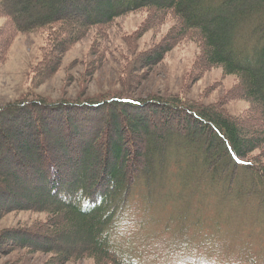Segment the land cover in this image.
I'll return each instance as SVG.
<instances>
[{"label": "trees", "instance_id": "16d2710c", "mask_svg": "<svg viewBox=\"0 0 264 264\" xmlns=\"http://www.w3.org/2000/svg\"><path fill=\"white\" fill-rule=\"evenodd\" d=\"M91 1L94 5L89 8ZM139 10L152 11L145 21L148 28L167 16L177 20L170 41L174 45L188 34L200 38L201 65L235 75L236 96L249 102L250 111H257L264 123V0H0V18L4 19L0 62L15 35L42 37L40 59L32 68L29 84L37 86L47 80L46 74L52 77L63 55L91 33L84 75L91 73L103 63L100 47L106 27L118 16ZM75 15L81 20H75ZM170 42L136 59L130 51L129 62L116 70L121 86L113 92L54 100L33 93L0 104V167L13 176L16 172L27 175L24 182L38 198L33 200L28 190L24 196L28 197L21 201L9 189L0 190V219L15 211L46 214L27 228H0V247L4 244L9 249L6 254L15 248L49 253L42 264H65L85 257L96 264H140L134 247L120 238L113 246L101 235L107 236L116 224L127 227L124 215L133 208L140 215L138 227L148 232L145 224L156 217L146 210L154 201L168 198L170 212L164 229L169 223H180L183 229L192 223V228L202 230L211 201L227 200L226 208L232 211L230 198L250 204L254 197L264 198V161L251 157L256 149H264V129L248 134L238 117L215 103L162 92L155 83L146 90L147 76L153 75L170 50ZM107 106L112 108L105 133L96 129L80 144L74 137L69 139L81 125L59 135V126L43 120L39 113L56 114L69 108L84 112L88 107L98 115ZM126 132L130 144L125 141ZM51 135L53 143L48 140ZM101 138L105 143L100 151L94 145ZM71 149L77 158L68 155ZM29 151L30 160H20ZM56 153L63 157L61 162L54 159ZM61 167L66 168L64 175ZM191 210L194 222L187 220ZM40 229L59 236L66 245L41 249L47 244L30 238L38 237ZM14 262L13 256L5 264Z\"/></svg>", "mask_w": 264, "mask_h": 264}, {"label": "rangeland", "instance_id": "374dc122", "mask_svg": "<svg viewBox=\"0 0 264 264\" xmlns=\"http://www.w3.org/2000/svg\"><path fill=\"white\" fill-rule=\"evenodd\" d=\"M93 5L94 2L91 1L89 8ZM89 10L91 11V9ZM150 12L152 11L139 10L125 13L118 16L106 27L104 38L101 40L102 47H100V50L103 51L101 57L103 63L96 70L84 75L85 61L89 59L87 58V52L92 41V34L89 33L63 55L61 65L52 77L46 74L47 80L37 86L29 87V84L31 83L32 68L40 59V49L43 44L42 37L36 34L15 35L9 44L5 58L0 62V104L19 99L24 94L29 97L36 93L54 100L77 98L83 94L94 96V93L115 91V89H118L117 85L121 86V80H117L119 77L117 71L129 62L130 51L134 53L136 59L138 54L152 50L154 47L165 43L167 39L170 42L172 36L175 35L174 25H178V22L172 16H167L164 21H158L151 28H148L145 21L149 18ZM77 16L75 15L74 19L80 21L81 18ZM3 21L4 19L0 18V25ZM167 33L169 34L167 35ZM168 42L165 45H169ZM173 43H171L172 46L164 55L163 60L155 66L153 75H146L148 77L145 81V83L148 82L145 84L146 90L152 83H155V87L162 92L174 93L185 99H193L206 104L215 103V105L224 108L233 116L238 117L245 129L244 132L248 134L264 129L260 114L257 111H250V103L236 96L239 86L235 75L224 74L219 67L201 65L203 44L200 38L188 34L186 38L179 39V42H176L175 45ZM111 108V106L102 108L101 113L96 112L98 115L94 113V109L91 111L88 107L84 112L79 108H69L56 114L54 112L39 113L43 114V120L59 126V135L62 134L61 132L66 133L68 127L76 129L78 125H81L83 128L79 129L81 127H78L77 133L73 134L72 132L71 134L69 131L71 137H65L64 135V138L69 139L70 137V141L74 137L80 144L82 143L81 139H86L87 135L96 129L101 133H105L104 129L108 128L106 116ZM38 117L41 116L37 115ZM124 137L125 141L130 144L131 138L128 132L124 133ZM53 139L54 135L48 138L50 143H53ZM104 143V138L98 139L94 147L101 151ZM15 148H18L17 141H15ZM96 149L94 150L96 151ZM46 152L49 153L48 150ZM67 153L70 157H75L74 155L77 152L71 149L67 150ZM255 156H260L259 158L264 161V149H256L251 154V157ZM169 157L172 158L171 155ZM30 158L29 151L20 160L27 162ZM54 159L61 162L63 157L60 153H56ZM61 170L64 175L66 168L61 167ZM0 173H2L0 174V190L9 189L8 191L19 195L17 196L19 200L26 194L31 193L33 200H38V198H34L36 194L29 187L30 184L24 182V177L29 179L27 175L20 176L16 172L13 176V173L2 167H0ZM238 181H242L240 176ZM253 181L255 182L254 179ZM4 196H6L5 201L8 192ZM229 200L230 204L233 205L232 211H228L226 208L227 200L210 202L211 207L209 209L212 210L205 211L207 216L204 218L205 222L202 230L195 228V226L192 228V223L185 229L180 223L176 225L169 223L167 228L164 229V221H166L167 214L170 212L169 203L166 204L168 198L164 199L163 197L161 200L154 201L151 204L153 206L146 202V206H151L146 212L152 213L156 219L145 224L148 228V232H145L146 228L138 227L137 224L140 215L135 212L138 210L133 208L127 212L124 215V220L129 222L128 226H131L132 230L122 238L123 242L134 247L135 253L139 254L140 264H147L162 246L181 242L194 246L206 243L216 245L222 252V259L229 261L230 264H235L237 260L244 261L246 264H264V198L255 199L254 197L255 201L252 204H250V201L235 202L233 198ZM240 203L242 204L240 205ZM30 206L27 205L26 207ZM236 206L238 208H235ZM230 212L232 215L229 214ZM189 214L187 220L194 222L196 215L193 216L192 210ZM45 218V213L28 210L15 211L14 215L0 219V228L4 226L27 228L31 223ZM62 226L67 227L66 224ZM190 229H196L197 231L189 232ZM36 232L43 237L41 238L39 235L38 237L30 236V238L41 245L47 244L41 249H47V246L59 249L61 246L66 245L59 236L53 235L51 232L44 229L36 230ZM4 246L2 244L0 247V264H3V261L5 264V261L13 256L15 262L11 264H42L50 256L49 253L32 252L22 248H15V252L6 254L9 249ZM65 264L96 263L90 257H85L68 261Z\"/></svg>", "mask_w": 264, "mask_h": 264}, {"label": "clouds", "instance_id": "9594fccd", "mask_svg": "<svg viewBox=\"0 0 264 264\" xmlns=\"http://www.w3.org/2000/svg\"><path fill=\"white\" fill-rule=\"evenodd\" d=\"M132 230L131 226L124 227L113 225L108 230V235L104 240L111 242L114 246L115 241L127 236ZM147 264H230L229 261L222 259L221 250L213 244L206 243L200 246H194L185 242L162 246L153 255ZM235 264H246L244 261L237 260Z\"/></svg>", "mask_w": 264, "mask_h": 264}, {"label": "snow or ice", "instance_id": "6c2138e0", "mask_svg": "<svg viewBox=\"0 0 264 264\" xmlns=\"http://www.w3.org/2000/svg\"><path fill=\"white\" fill-rule=\"evenodd\" d=\"M236 162H237L238 164H239V163H242V162H241L240 160H238V159H237V161H236Z\"/></svg>", "mask_w": 264, "mask_h": 264}]
</instances>
